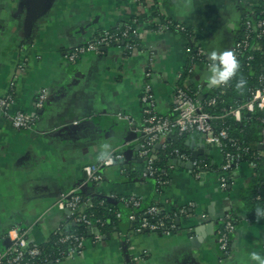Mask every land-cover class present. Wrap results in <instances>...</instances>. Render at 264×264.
<instances>
[{
  "label": "crops",
  "instance_id": "crops-1",
  "mask_svg": "<svg viewBox=\"0 0 264 264\" xmlns=\"http://www.w3.org/2000/svg\"><path fill=\"white\" fill-rule=\"evenodd\" d=\"M260 6L261 0H0V96L9 92L17 66H27L15 104L8 114L0 108V251L16 227L27 232L34 247L47 245L61 226L73 230L70 214L57 204L64 193L79 188L86 195H134L144 205L186 208L189 214L180 218L177 231L163 235L125 231V215L110 233L95 231L100 239L86 237L81 256L59 264H244L250 252L264 256V221L246 197L255 168L242 163L223 190L222 154L194 135L185 142L192 160H172L167 184L158 191L155 181L144 177L139 131L147 86L158 112L166 116L173 114L181 82L200 89L203 97L220 87L205 78L210 53H234L243 10L253 13ZM164 18L186 25L205 50L207 61L194 63L182 81L180 75L191 65L190 44L176 31L153 32ZM132 21L145 31L132 55L117 45L76 63L67 60V53L97 34ZM257 47L264 57V41ZM43 91L47 97L40 109ZM17 112L35 118L30 129L13 126ZM106 145L111 154L119 148L127 152L126 165L101 167L102 180L87 183L85 168L103 162L99 156ZM251 147L261 155L264 172V142ZM195 160L208 161L210 170L196 177L194 166L187 167ZM229 217L235 229L225 255L219 231Z\"/></svg>",
  "mask_w": 264,
  "mask_h": 264
},
{
  "label": "built area",
  "instance_id": "built-area-1",
  "mask_svg": "<svg viewBox=\"0 0 264 264\" xmlns=\"http://www.w3.org/2000/svg\"><path fill=\"white\" fill-rule=\"evenodd\" d=\"M261 6H264V0ZM176 24V28H183V24L176 23L174 21H169L168 18H164L159 21L153 32L158 34L168 33L171 26ZM123 31L121 36L115 34L112 31H105L97 34L92 40L86 44L76 47L67 53L66 58L70 63H76L77 60L87 54L100 53L103 48H109L114 44L123 43L126 46L124 51H127L130 55L134 53L135 50L140 47L137 46L136 41H140L144 35L142 30H138L136 27V22L132 21L123 26ZM250 34H256L258 39L257 46L261 43L264 37V20L260 19L258 22L253 23L252 20L246 22V33L242 38L237 39L234 48V56L237 58L243 55L251 47ZM193 40L194 37L192 38ZM196 44V53L200 57L198 62L204 63L207 61L205 50L199 43ZM26 63L21 62L12 76L9 84V92L5 96H0V108L5 111L6 114L9 113L10 109L15 104V92L18 86L19 79L26 71ZM192 68L189 69L187 74L192 73ZM184 74L180 75V79H183ZM226 84H220L219 88H224ZM196 94H192L190 86L183 84L182 82L178 84L175 89L173 97L172 112L174 117L170 118L168 116H163L157 110L154 96L151 92L150 86L146 87L145 92L141 97L142 111H143V121L142 128L139 129L143 133L144 137L140 144V157L144 159L146 163V168L144 172V177H154L156 170L154 168L155 157L151 155V150L158 144H162L163 147L168 146V140L171 135L178 132L179 134H195L199 133L202 135L206 144L214 146L219 149L223 156V174L220 178L221 188L223 190L227 189L229 186V181L235 175L239 166L242 162L241 151H247V147H242L239 144H235L237 152L228 151L224 145V141L227 140L229 131L228 128L215 130V120L217 117L213 116L209 112L204 110L201 104V91L197 89ZM200 96L199 99L197 96ZM46 92L43 91L38 98L37 107L42 109L46 101ZM210 105L216 104V98L209 102ZM256 108L264 111V89L258 90L248 102L238 105L235 109L229 112L230 115L234 116L237 120L242 119V113L244 111L254 112ZM13 126L20 130H28L32 127L35 122V118H30L21 112H17L12 115ZM262 135L264 137V126L262 128ZM264 142V141H263ZM250 148V147H249ZM178 153V152H177ZM113 163L106 164L102 162L98 165H90L85 168L87 175V183L97 184L102 180L101 167L113 166L116 163L124 162V150L119 148L112 152L111 154ZM180 157L184 160H191L189 155L181 154ZM256 160H261V155L259 154L255 158ZM253 168H256L255 160L248 162ZM193 166L197 172H195L196 177H200L202 173L206 170L200 169V164L197 160L193 161ZM163 187L167 184L163 182ZM112 197V196H111ZM142 200L132 195L131 200L127 202V205H132L133 207H140ZM59 209L70 211V221L74 223H82L89 227L92 234H94L96 239H100V235L96 234V228H94L93 222L90 219L89 211L93 207V202L91 199H83L80 195V189L76 188L68 193H64L59 203L57 204ZM158 211V208H149L146 215L152 216ZM182 214L186 213L185 209L181 210ZM117 217L120 219L122 217L121 213H117ZM259 219L264 221V213L259 216ZM129 220L134 222L136 217L131 214L129 215ZM96 223H101L97 220ZM69 225V224H67ZM61 226L55 231L57 238V244L61 247L67 246L66 250H59L56 257L52 258L47 255L44 250L40 247L31 246L28 243L27 232L19 227L14 228L8 235L10 240V245L5 249L0 251V264H59L68 258H76L81 256L85 250L86 237L77 235L73 230H69L68 226ZM164 222H158L152 224L147 218L142 219V224L132 230V233L140 234L143 230L156 231L164 227ZM224 227L219 231V244L220 249L223 254L227 255L229 253V237L230 234L234 232L235 226L231 218H227L224 221ZM171 231H166L165 234H169Z\"/></svg>",
  "mask_w": 264,
  "mask_h": 264
},
{
  "label": "trees",
  "instance_id": "trees-1",
  "mask_svg": "<svg viewBox=\"0 0 264 264\" xmlns=\"http://www.w3.org/2000/svg\"><path fill=\"white\" fill-rule=\"evenodd\" d=\"M261 0V4H262ZM260 19L264 20V6H260L256 8L253 13H249L246 10H243L242 13V25L241 31L237 37V39L242 38L246 33V22L248 20H252L253 23L258 22ZM169 21H172L168 18ZM125 26V25H124ZM183 28H176V24L172 25L169 32L176 31L180 33L186 39H188L190 44V67L193 66L194 63L200 60V57L196 53V44L195 40H193V34L191 29H189L186 25H183ZM123 26L111 30L115 34H119V37L122 34ZM251 47L244 52L243 55L237 57L240 68L239 73L236 77L226 83L224 88H218L209 94L205 95L201 101V104L204 107V110L217 117L215 120L214 126L215 130L218 131L220 129L228 128L229 135L227 140L224 141V145L228 151L237 152L236 143L242 147H247V151H241L242 154V162H251L255 160L256 162V176L254 179L253 186L247 192V202L248 205L256 212L258 216L264 213V172L262 171L261 160H256V156L259 153L252 149L251 144L253 142H263L264 137L262 135V128L264 126V111L256 108L254 112L244 111L242 113V119L237 120L234 116L230 115L229 112L235 109L238 105L244 104L252 99L253 95L258 90L264 89V57L261 50H258L257 42L258 39L256 34H250ZM261 41H264V37ZM137 46L141 47V42L136 41ZM121 45L123 47L126 46L123 43H116L113 46ZM127 56L130 54L125 51ZM132 55V54H131ZM189 69L186 71L184 75L188 73ZM185 79L186 76H183ZM243 77L247 83L243 90H238L236 88L237 80ZM192 90V94L197 93V89L195 87H190ZM199 95L197 98L199 99ZM216 98V104L210 105L209 102L212 99ZM166 116V115H163ZM170 118H173L174 115H167ZM200 135L199 133L195 134H179L178 132L171 135L168 140V146L165 148H157V146L153 147L151 150V155L155 157L154 168L156 170V174L154 177H145L148 179H152L155 181L157 190L160 191L163 188V182L168 180L167 176V166L171 164L172 160L179 157L181 154H186L192 157L185 146L186 139L190 136ZM250 147V148H249ZM178 152V153H177ZM128 157L124 156V162L121 163V167L126 165ZM200 164V169L210 170V165L208 161L197 160ZM194 172H197L194 168ZM126 175L129 176L130 172H126ZM234 178V176H233ZM232 178V179H233ZM232 179L229 181L231 183ZM98 184V183H97ZM96 185V184H93ZM80 195L83 199H91L93 202V207L90 209L89 214L90 219L93 222V227L96 228L100 234H108L110 233L114 227H118L120 225L121 220L125 215H128V224L123 225V229L125 231H132L133 229L140 227L142 224V219L147 218L148 221L152 224L158 222H164V227L152 231V230H143L142 233H158L165 234L166 231L175 232L178 230L179 226L177 224V220L183 216H188L189 211L186 208L180 209H172L165 210L162 205L157 203H153L151 205H144L141 203L140 207H133L132 205H127V202L131 200V196H120V195H86L82 191H80ZM156 207L158 211L152 215H146V212L149 208ZM127 209V210H125ZM185 209L186 213L182 214L181 210ZM121 213L122 217L119 219L117 217V213ZM259 213V214H258ZM133 214L136 217L134 222L129 220V215ZM97 220H100L101 223H96ZM234 226L235 221L231 218ZM123 222V221H122ZM73 227V231L80 236L90 237L92 235L89 227L82 223H74L70 221ZM75 224V225H74ZM224 226L221 227V229ZM231 235V234H230ZM230 239V237H229ZM44 252L52 258L56 257L59 253V250H66L67 246L61 247L57 244V238L55 233L53 234V238L50 242L40 247ZM230 248V246H229ZM37 264H41L37 262Z\"/></svg>",
  "mask_w": 264,
  "mask_h": 264
},
{
  "label": "clouds",
  "instance_id": "clouds-1",
  "mask_svg": "<svg viewBox=\"0 0 264 264\" xmlns=\"http://www.w3.org/2000/svg\"><path fill=\"white\" fill-rule=\"evenodd\" d=\"M209 60L211 61L209 66L210 72L205 78L210 84H226L239 73V61L230 50L222 52L212 51L210 53ZM246 83L247 81L243 77H240L235 86L238 90H243ZM99 159L106 164L113 163V159L111 153L108 151L107 145L105 146V150L99 156ZM247 256L248 258L244 264H264V256L258 252H250Z\"/></svg>",
  "mask_w": 264,
  "mask_h": 264
},
{
  "label": "water",
  "instance_id": "water-1",
  "mask_svg": "<svg viewBox=\"0 0 264 264\" xmlns=\"http://www.w3.org/2000/svg\"><path fill=\"white\" fill-rule=\"evenodd\" d=\"M201 98V100L203 99V96H201L200 97ZM157 147L159 148V146L157 145ZM262 148H264V147H262ZM128 153L127 152H125L124 153V155H127ZM194 158H198V153L197 152H194ZM187 167H190L191 169L193 168V162L191 161V162H189L188 164H187ZM69 214H70V211H67ZM177 224L179 225L180 224V219H178L177 220ZM75 225V224H74ZM11 243H10V240L8 239V241H7V244H6V247H8L9 245H10Z\"/></svg>",
  "mask_w": 264,
  "mask_h": 264
}]
</instances>
